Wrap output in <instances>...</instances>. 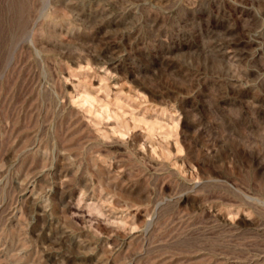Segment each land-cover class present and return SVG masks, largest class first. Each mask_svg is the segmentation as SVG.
Returning <instances> with one entry per match:
<instances>
[{"label":"rangeland","instance_id":"rangeland-1","mask_svg":"<svg viewBox=\"0 0 264 264\" xmlns=\"http://www.w3.org/2000/svg\"><path fill=\"white\" fill-rule=\"evenodd\" d=\"M0 264H264V0H0Z\"/></svg>","mask_w":264,"mask_h":264}]
</instances>
